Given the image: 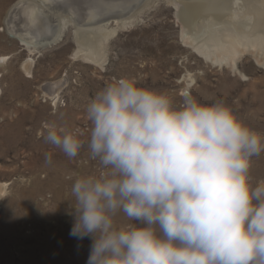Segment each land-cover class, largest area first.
<instances>
[{
	"label": "clouds",
	"instance_id": "obj_1",
	"mask_svg": "<svg viewBox=\"0 0 264 264\" xmlns=\"http://www.w3.org/2000/svg\"><path fill=\"white\" fill-rule=\"evenodd\" d=\"M87 133L47 125L44 154L85 148L98 172L70 188V235L92 241L86 264H264V132L223 100L205 102L116 78L85 105Z\"/></svg>",
	"mask_w": 264,
	"mask_h": 264
},
{
	"label": "rangeland",
	"instance_id": "obj_2",
	"mask_svg": "<svg viewBox=\"0 0 264 264\" xmlns=\"http://www.w3.org/2000/svg\"><path fill=\"white\" fill-rule=\"evenodd\" d=\"M17 1L0 0V55L8 56L0 61V185L5 187L0 264H86L92 241L70 235L74 217L68 201L76 174L98 172V163L85 148L73 159L55 150L52 164H45L44 154L52 149L42 133L50 123L87 133L86 102L116 78L135 77L178 103L185 92L205 102L223 100L264 132V66L250 53L239 60L244 75L207 62L182 40L169 0H151L135 26L118 28L107 41L103 67L73 57L76 26L69 23L63 40L32 54V76L22 67L29 49L5 29ZM57 80L61 90L55 104L43 85ZM251 174L254 181L264 180V153L253 158Z\"/></svg>",
	"mask_w": 264,
	"mask_h": 264
},
{
	"label": "bare ground",
	"instance_id": "obj_3",
	"mask_svg": "<svg viewBox=\"0 0 264 264\" xmlns=\"http://www.w3.org/2000/svg\"><path fill=\"white\" fill-rule=\"evenodd\" d=\"M169 1L175 7L182 40L207 62L240 72V58L250 53L264 66V0ZM150 2L18 0L7 13L5 29L29 49L30 54L22 62L29 76H32L36 61L32 54L63 40L69 23L76 26L74 38L77 46L73 57L103 67L107 41L119 27L135 26L141 19L140 13ZM7 58V55H0V61ZM188 78L192 81L189 85L193 84L195 78L192 74ZM60 82L48 81L43 85L55 104L60 97ZM4 190L5 187L0 185V195Z\"/></svg>",
	"mask_w": 264,
	"mask_h": 264
},
{
	"label": "built area",
	"instance_id": "obj_4",
	"mask_svg": "<svg viewBox=\"0 0 264 264\" xmlns=\"http://www.w3.org/2000/svg\"><path fill=\"white\" fill-rule=\"evenodd\" d=\"M66 83H67V82H66ZM66 83H65V84H66ZM65 84H64V85H65ZM62 87H63V86H62Z\"/></svg>",
	"mask_w": 264,
	"mask_h": 264
},
{
	"label": "water",
	"instance_id": "obj_5",
	"mask_svg": "<svg viewBox=\"0 0 264 264\" xmlns=\"http://www.w3.org/2000/svg\"><path fill=\"white\" fill-rule=\"evenodd\" d=\"M65 81V80H64ZM63 84H65V83H63Z\"/></svg>",
	"mask_w": 264,
	"mask_h": 264
}]
</instances>
